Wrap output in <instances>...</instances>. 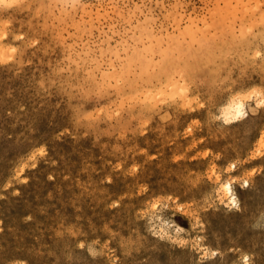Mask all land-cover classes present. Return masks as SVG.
Returning a JSON list of instances; mask_svg holds the SVG:
<instances>
[{
    "label": "rangeland",
    "instance_id": "obj_1",
    "mask_svg": "<svg viewBox=\"0 0 264 264\" xmlns=\"http://www.w3.org/2000/svg\"><path fill=\"white\" fill-rule=\"evenodd\" d=\"M0 264H264V0H0Z\"/></svg>",
    "mask_w": 264,
    "mask_h": 264
},
{
    "label": "bare ground",
    "instance_id": "obj_2",
    "mask_svg": "<svg viewBox=\"0 0 264 264\" xmlns=\"http://www.w3.org/2000/svg\"><path fill=\"white\" fill-rule=\"evenodd\" d=\"M1 1H3V0H1ZM238 101H240V100H238ZM235 102H237V101H235ZM235 102L234 103L230 102L232 104L229 103V104H227L226 108L224 107L225 111L223 109V111H224L223 114H225L226 117H232L234 119L235 117H238V116L240 117V115H243V113H242V108H244V107H242L243 104L235 103ZM246 184H247V181H246ZM221 191L227 196V198L232 203H234V204L237 203L236 196H235V194L233 192V189H232V186H231L230 182L226 181V182L222 183L221 184ZM246 259H247V257H246Z\"/></svg>",
    "mask_w": 264,
    "mask_h": 264
}]
</instances>
